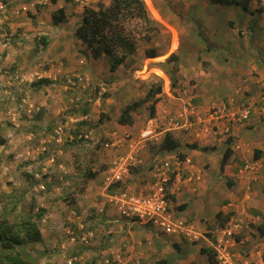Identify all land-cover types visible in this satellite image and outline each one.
<instances>
[{
  "label": "rangeland",
  "instance_id": "rangeland-1",
  "mask_svg": "<svg viewBox=\"0 0 264 264\" xmlns=\"http://www.w3.org/2000/svg\"><path fill=\"white\" fill-rule=\"evenodd\" d=\"M144 1L151 22L125 21L136 49L126 63L111 71L108 58L95 59L76 35L86 7L107 6L111 0H90L83 5L76 0H0V218L17 229L35 222L43 236L14 250L0 246V264H11L12 257L27 264H135L130 259L134 243L128 229L137 233L141 229L102 217L108 206L112 209L104 190L107 169L130 152L151 119L161 129L176 118L181 120L186 109L193 122H202L195 112L204 88L206 93L215 87L224 92L219 80L229 77V67L234 66L231 43L251 36L247 17L243 18V9L237 5L210 0ZM59 8H64L66 18L56 25L52 15ZM228 18H235L238 36L230 31ZM220 33L228 38L223 37L222 47ZM172 54H177V61L165 62ZM161 56L166 57L153 60ZM209 73L213 75L208 77ZM157 87L161 91L133 113L132 125L119 123L125 105ZM154 99L152 117L149 106ZM114 132L122 135L118 142L111 137ZM182 133L175 138L182 145L192 144L183 140ZM161 150L157 141L136 150L137 160L142 161L131 166L124 180L139 182L144 188L152 184L153 165L164 156ZM252 176L256 177L249 175V182L255 183ZM211 179L218 193L212 209L202 205V198L213 187L194 190L191 198L186 194L174 200L172 207L178 218L191 226L194 223L195 230L200 223L204 231L214 233L222 220L217 213L221 210L225 217L234 212L235 205L227 204L231 199L224 197L230 178L216 172ZM182 183L184 190L186 182ZM257 186L264 189V183ZM183 200L194 203L185 213L180 206ZM196 205L202 208L194 209ZM250 214L261 218L242 222L248 227L233 236L239 241L230 248L236 254L235 264H264V252L257 256L247 248L260 240L257 226L264 222V212L250 210ZM204 239L199 237L197 245L208 248ZM141 240L147 245V238ZM188 241L184 239V244ZM255 247L258 251L260 245ZM144 251L153 253L146 246Z\"/></svg>",
  "mask_w": 264,
  "mask_h": 264
},
{
  "label": "crops",
  "instance_id": "crops-1",
  "mask_svg": "<svg viewBox=\"0 0 264 264\" xmlns=\"http://www.w3.org/2000/svg\"><path fill=\"white\" fill-rule=\"evenodd\" d=\"M259 3L260 5H258ZM260 6L264 7V0H252L250 10L240 11L243 18L247 17L246 26L247 28L252 27V32L251 36L238 37L239 39L235 43H231L234 66L230 65L229 67V77L220 80L216 78V82L219 80V84L223 85L221 89L224 92L220 93L219 88L215 87L213 92L206 93L207 90L204 88L202 102L197 106L195 112L198 121L203 122H194L186 133L181 132L183 140L188 139L190 143L197 144L198 147H192V144L182 145L179 140L181 143L180 151L189 156L194 162V168L189 173L193 174V180L182 190L180 199L191 198L195 193L194 187H197L196 190L198 191L201 188L209 191L213 187L211 185L212 174L216 172H219V174L224 173L230 178L228 180L230 189L227 196L224 197L231 199V202L228 201L227 204L235 205L232 208L234 214L231 219H240L239 231L248 227L242 222L247 219L255 221V215H251L250 210L256 213L258 211L264 212V189L257 186L264 183V110H262L264 108V100H262L264 98V11L258 10ZM234 19L228 18L229 29L233 31V35L238 36V32H234L236 29ZM223 35L220 33L218 37L221 47L224 43L223 37L225 38ZM226 40L228 41V38ZM153 60L159 61L156 58ZM207 75L211 77L213 74L209 73ZM246 107H250L251 117L247 121H238L233 116L234 112ZM217 109L221 114L220 119H217L216 114H212ZM223 115H226V117ZM205 147L208 149L203 150L202 148ZM228 147L232 150L230 159L225 168L221 170V159ZM251 155L252 157H250ZM254 158L259 161L258 173H261L260 176L257 173L258 177L255 183H253L254 181L249 182L250 172L240 171L246 162ZM245 173L248 176H245ZM196 177H199V179ZM129 188L138 193L144 191V187L139 182L130 183ZM216 189V186L213 187V192H207L206 196L202 198V205L207 206V209H212L211 204L215 202V199L218 201ZM183 201L184 203L180 206L186 205L183 209L185 213V210L194 203L190 204L191 201L189 200ZM227 204L222 206L223 211L228 208ZM202 205H196L194 209L198 210L202 208ZM188 211H193V209H188ZM107 213L111 218L119 217L113 209H107ZM181 217L185 218L183 215ZM196 230L206 239L209 238L210 231H204L200 223H197ZM128 232L137 239L138 234L133 233L131 230H128ZM244 234L246 235V230H244ZM166 238H161L160 244L150 247L155 251L157 259L162 260L161 264H211L208 255L201 253L203 246H198L197 240L191 241L192 243L188 241V244H184L186 238L182 235L173 234ZM167 241L168 243L165 245ZM256 241L258 243L253 241L247 245V248L250 249V253L255 252L259 256L264 252V236H260V240ZM235 244L238 245L239 241L236 240ZM259 245L258 251L253 250L256 248L255 246Z\"/></svg>",
  "mask_w": 264,
  "mask_h": 264
},
{
  "label": "trees",
  "instance_id": "trees-1",
  "mask_svg": "<svg viewBox=\"0 0 264 264\" xmlns=\"http://www.w3.org/2000/svg\"><path fill=\"white\" fill-rule=\"evenodd\" d=\"M56 2L57 0H52ZM252 0H210L211 3L218 5H237L243 10H250V2ZM259 11H264V7L260 6ZM53 23L59 24L66 18L64 8H59L52 15ZM129 18H140L147 23L151 22L148 16L146 3L144 0H111L110 4L105 6L99 3L97 8L87 7L84 11L83 20L76 30V35L79 39L85 42L90 49L93 57L99 59L107 57L110 63V70L115 71L119 66L126 63L129 57L134 54L136 49V40L129 33L125 26V21ZM250 32H252V27ZM148 39L150 37L148 36ZM42 42L47 44V36L42 37ZM148 52V56L154 54ZM177 54H172L165 62L177 61ZM47 82L48 80H41ZM160 87L151 90L145 97L128 103L124 106L119 117V123L123 125H132L134 123L133 113L138 112L145 103L152 99L156 93L160 92ZM156 99L150 104V115L153 117L156 112ZM230 137V136H229ZM181 147V143L171 133L166 134L160 144L161 149L176 151ZM192 147H198L197 144H192ZM207 150L208 148H202ZM231 148L225 149V154L221 159V170L225 168L231 155ZM258 154V152H257ZM257 159V158H256ZM129 184V182H127ZM120 185V184H119ZM124 187V185H123ZM181 207H186L182 205ZM233 212L226 214L223 217V212L220 210L217 213L219 226L224 225L230 220ZM258 232L264 236V222L257 226ZM211 233V232H209ZM210 235V234H209ZM43 238L41 230L35 222H30L26 227L17 229L16 225L8 223L0 218V246L7 250H14L18 245L30 242H38ZM201 253L208 254L209 261L215 264L214 254L211 249L202 247ZM11 264H27L22 259L11 258Z\"/></svg>",
  "mask_w": 264,
  "mask_h": 264
},
{
  "label": "built area",
  "instance_id": "built-area-1",
  "mask_svg": "<svg viewBox=\"0 0 264 264\" xmlns=\"http://www.w3.org/2000/svg\"><path fill=\"white\" fill-rule=\"evenodd\" d=\"M82 3L88 0H79ZM264 100V98H262ZM264 110V108H262ZM220 111L217 109L212 114H216L220 119ZM251 114L250 108H242L239 111H235L233 116L238 121H244L249 119ZM185 109V116L176 118V121H171L166 127L159 129V125L154 120H149L147 124L140 130V137L135 141L131 151L119 161H115L110 166V174L107 177L108 184H113L117 181H121L125 176H128L132 165H136L142 160H137L135 151L142 148L148 142L162 141L163 137L174 131H180L189 129L193 126L194 122L190 119L191 116ZM226 117V115H223ZM203 122V121H202ZM227 131V130H225ZM112 137L117 141L122 138V135H117L116 132L112 134ZM120 141V140H119ZM118 142V141H117ZM165 157L155 165V177L157 181L153 185L150 191L145 194H132L128 190H123L115 194H110V201L113 202L118 209L119 214L125 218L136 217L139 222L145 225L156 226L166 231L167 233L176 232L178 230L186 229L182 219L176 218L171 208V194L179 193L182 190L183 181L188 183L191 181V176L184 178L185 170L191 167L192 161L187 156L184 157L178 152L164 151ZM260 168L258 160H252L246 162L240 171L250 172L252 179H257V173ZM255 218H261V215L257 214ZM240 224L237 221H230L223 227H220L213 236L212 240H209V245L213 248L216 260L218 264H235L233 263V257L236 255L230 248H233L236 244L233 236L238 232ZM72 262L70 261V264ZM246 264H254L249 263Z\"/></svg>",
  "mask_w": 264,
  "mask_h": 264
},
{
  "label": "clouds",
  "instance_id": "clouds-1",
  "mask_svg": "<svg viewBox=\"0 0 264 264\" xmlns=\"http://www.w3.org/2000/svg\"><path fill=\"white\" fill-rule=\"evenodd\" d=\"M76 1H78L80 4H86V3H88V1H90V0H88L87 2H85V3H82L81 1H79V0H76ZM87 8V7H86ZM93 8H95V7H93ZM83 16H84V14H83ZM53 19V18H52ZM82 20H83V18H82ZM82 23V22H81ZM81 25V24H80ZM79 25V26H80ZM78 28V27H77ZM77 30V29H76ZM250 108V107H249ZM242 109V108H241ZM251 115H252V111H251V114H250V117H251ZM249 117V118H250ZM87 118V117H86ZM88 119V118H87ZM248 120V119H247ZM247 120H244V121H247ZM166 126V125H165ZM181 131H184V130H180V131H174V132H169V133H171L174 137H176V135H177V133H181ZM187 131V130H186ZM227 132V131H226ZM169 133H167V134H169ZM226 134H228V133H226ZM166 136V135H165ZM165 136L163 137V139L165 138ZM112 137V136H111ZM113 138H110V140H112ZM163 139H162V141H163ZM177 139V138H176ZM162 141H160V142H158L159 143V147H160V144H161V142ZM180 148V147H179ZM131 151V150H130ZM162 151V154H164V156H163V158L165 157V152L164 151H168V150H165V149H162L161 150ZM174 152H178L180 155H182V156H184V157H187V155H184L185 153H183V152H181L180 151V149H178V150H176V151H174ZM189 157V156H188ZM163 158H160L158 161H156L155 163H154V165H153V169H152V171L154 172V179H155V181L152 183V184H150L149 185V187H148V189L147 190H145L147 187H145L143 190L144 191H142V192H140V193H138V192H134L131 188H129V185H128V183H127V181L126 180H124V179H126L127 178V176H125L124 177V179L123 180H121V181H117V182H115V183H113V184H108V181H107V177L109 176V174H110V170H109V168L107 169V170H109V172H108V174H107V176H106V178H105V186H104V190H106V192H107V194H106V196H107V202L109 203V205H111V207H112V209L113 210H115L116 209V213L118 214V216L119 217H115V218H111L109 215H108V213H107V209L109 208V206H108V208L105 210V212L103 213V215H102V217H103V219H105L106 221H108V222H113V221H121V222H124V221H126V222H129V224L130 225H132V226H137V227H139L140 229H141V231H139V233H137V232H133V233H136V234H138V237H137V239L135 238V237H132L133 238V243H134V245H133V247H134V250H133V252L132 253H130V259L132 258L134 261H136L135 262V264H154V260H156V264H161L162 263V260H158L157 259V257H156V255H155V251H153L152 249H150V247L151 246H154V245H158V244H160L159 242H160V239L161 238H164V239H167L166 237H169V236H171V235H182L184 238H186V239H189L190 241H196L197 239H199V237H201L202 236V234L200 233V232H198L197 230H195V228H194V226H193V224H192V226H191V223H187L185 220H183L182 219V221L184 222V227H187L188 228V230L190 231V232H188L186 229H184V230H178V231H176V232H172V233H167L166 231H164V230H162L161 228H159V227H156V226H150V225H145V224H142L141 222H139V220L136 218V217H132V218H125V217H122L121 216V214H119V212H118V209H117V206L113 203V202H111L110 201V198H109V195L110 194H115V193H118V192H120V191H123V190H128V191H130L132 194H136V195H138V194H145V193H147L148 191H150L151 190V188L153 187V185L155 184V182L157 181V179H156V177H155V165L160 161V160H162ZM190 158V157H189ZM191 159V158H190ZM252 160H258V159H252ZM252 160H250V161H252ZM191 161H192V164H191V167H189V168H187L186 170H185V173H184V178L185 177H189V176H191V180H193V174L191 175V174H189V173H191V170L194 168V162H193V160L191 159ZM106 170V171H107ZM131 171V170H130ZM130 174V173H129ZM197 179H199V177H196ZM190 182V181H189ZM188 182V183H189ZM187 183V184H188ZM120 184V185H119ZM186 186H187V184L186 183H184ZM123 185H124V187H123ZM197 189V187H194V189L193 190H196ZM181 193V191L177 194V193H173V194H171L170 193V195H171V208H172V211H173V214H174V216L176 217V218H178L176 215H175V210H174V208L172 207V205H173V201L174 200H178V199H180V196H179V194ZM110 201V202H109ZM106 207V203H104L103 204V206L100 208L99 207V210L100 211H104V208ZM180 219V218H179ZM230 221H237V222H239L237 219H231L230 218V220L229 221H227L224 225H226L227 223H229ZM224 225H222V226H220V227H223ZM219 227V228H220ZM218 228V229H219ZM239 228H240V226H239ZM238 228V231L240 230ZM217 229V230H218ZM128 230H130V229H128ZM215 233V232H214ZM214 233L212 232L210 235L208 234V236H209V238L208 239H206V237H204V236H202L203 238H205V240H207V243H208V248L209 249H211L212 250V252H213V254H214V258L216 259V256H215V253H214V250H213V248L209 245V240H212L213 239V236H214ZM153 237H155V238H153ZM144 238H147L148 239V242H147V245H143V241L141 240V239H144ZM164 241V240H163ZM234 241H236L235 239H234ZM30 243H33V242H30ZM145 246H146V248L148 249V250H151V251H153V253H148V252H145L144 251V248H145ZM151 254H154L155 256H154V258L155 259H151L150 257H151ZM208 255V254H207ZM217 261V260H216ZM218 263V262H217Z\"/></svg>",
  "mask_w": 264,
  "mask_h": 264
},
{
  "label": "bare ground",
  "instance_id": "bare-ground-1",
  "mask_svg": "<svg viewBox=\"0 0 264 264\" xmlns=\"http://www.w3.org/2000/svg\"><path fill=\"white\" fill-rule=\"evenodd\" d=\"M164 57H166V56H164ZM164 57H163V56H161L160 58H156V59H158V60H163V59H164Z\"/></svg>",
  "mask_w": 264,
  "mask_h": 264
}]
</instances>
